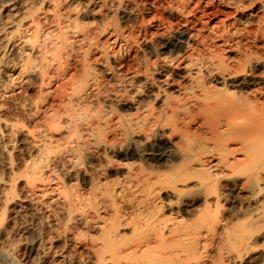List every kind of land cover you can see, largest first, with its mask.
I'll list each match as a JSON object with an SVG mask.
<instances>
[{"label":"bare ground","instance_id":"6f19581e","mask_svg":"<svg viewBox=\"0 0 264 264\" xmlns=\"http://www.w3.org/2000/svg\"><path fill=\"white\" fill-rule=\"evenodd\" d=\"M204 1L205 0H68L67 4L69 5L65 8L66 10H71L73 14L74 12L76 13L75 15H72V13H67V14L64 13L66 10H63L64 7L63 5H61L60 0H53V2L55 3V6H52V5H51L52 7L50 6L51 7L50 11H52L51 14L54 17V20H56L55 21L56 25L61 26L62 24V26L59 27V29L56 28L58 30V31L56 30L57 33L55 35H52L55 32L51 33L50 31H47L46 28H45L46 31L45 30L43 31V26H42L43 24H41V21L39 19L40 16H38L37 14V12L41 10L43 6L46 5V0H0V83H2L4 77H6L5 75L9 74L12 77V75L16 72H17V75H16L17 78H19L22 75L23 76L28 75L27 77L30 78L29 76L31 75L34 77V80L35 79L38 80V83H36L37 84L36 89L38 88V96L36 93L35 98L34 96L33 97L31 96L32 99H29L27 102L23 101L20 98L22 102H19V103L17 102L16 105H13L14 106L13 108H11L12 106L10 107L5 102H2L4 99L2 100V97H1L2 94H0V259L1 260L8 259L12 261L11 264H21V262L19 261L18 255H17V251H16V245H15L16 242H15L12 232L10 231L15 230V228H17L16 226L19 225L18 222L19 220H21L24 213L29 212L30 214L29 220L34 221L36 216L38 217L37 214H39L40 210L43 209L41 207L44 206L43 203H41V201L39 200V198L41 199V197L38 198L39 194L37 195V197H34L32 195H28V193L24 195L23 194L18 195L16 193L17 186L20 185L18 182L19 178L25 179L26 182L24 181V183L31 184V182L41 180L42 176H44L42 173L43 172L42 169L44 168L43 163H41L42 166L41 164H38L35 158H32L33 155L30 158L28 157L27 159L25 158L22 159L21 161H23V165H22V162L21 163L19 162L22 165L21 170L17 168L18 165H16V161L18 159L19 160L21 159L20 158L22 156L21 152L23 148L25 147V143L27 140L26 138L28 137L27 135H29L28 138L32 139V142H33L32 146L36 149L38 148L37 154L39 153L40 156H45L47 154L50 155V153L47 151V147L49 145L47 146L46 144L47 147L43 146L44 142L42 144V141L44 140V137L47 136L45 134H48V132H51L52 130L54 131L57 130L56 124H60V122L62 121L61 125L63 126V122H64V125L66 126V129H67L66 134H64L67 136L64 137L65 139H62V140L65 141L64 143H68L71 145L70 150L72 151L73 154H75L73 155L74 156L73 159L78 160V161L82 160L80 159L84 156L82 154L83 152L82 150L90 146L93 148L102 147V150L104 148V151L109 153L108 156L112 154L111 157H114L115 155L119 153H122L124 155H129V157H133L135 156V154L136 155L138 154L137 153L138 151L143 150V146L141 142L135 139L134 137L136 136V133L143 130V128L140 129L141 127L140 128L136 127V125L140 126V124H138L140 123L139 121L143 120L142 123L144 122V124H145V121H149L150 125L152 124L153 129H148V131L150 132L148 134H150V136H152L154 139V137L158 136L157 132L158 133L160 132L158 127L165 120L166 113H168V111L171 110V114L170 112L169 114L172 116V118L176 119L178 117L176 113L179 112L177 111L178 109L176 110V108L179 107V109L181 108L186 109L183 111L185 113L184 119H187V122H189L185 124L183 123L184 121L181 120L183 123L181 128H183L184 124L185 126L186 125L190 126L191 122L194 123L193 121H195V119L197 118L195 116L197 115L196 113L198 114L200 113L202 115L203 111L206 112V115L210 113L211 115H213V117H214V114L217 115L218 113L223 114L222 116L226 115L227 116L226 118H230V116L232 117L235 116L236 119L240 120L242 124H239L240 122L232 123L233 128L230 131H227L225 133H218L216 135L213 134L214 136L212 137L214 138L213 140L214 142L212 141L213 138H211V142L214 143L213 146H209V147L204 146L205 148L203 147L201 148V145L198 143L200 147L198 145H197L198 147H196L195 146L197 144L196 142V144H194L196 148L190 147L187 145L186 146L184 145L183 148L181 147L182 149H184L183 151H181L182 149L179 150L180 148L178 149L176 148V152H175L176 154L172 157L170 156L171 158H169V160L164 164L161 161H160L161 163H159V161L157 160L158 158L154 159V163H152L149 161L150 159L148 160L147 158L146 159L144 158L146 156L142 157L141 154H138L137 155L138 161L135 162L137 163L136 164L137 166L134 167L133 163L128 164L127 166L128 169H126L127 172L125 173V177L129 175L128 176L129 178H126V184L127 186L130 187L131 190H133L134 188H136L137 190L139 189L140 193L145 192V194H147L148 196L151 195L153 192L157 191V189L155 188L156 187L155 185L157 184L161 185L162 186L161 188H164V190H166L165 188L169 187L170 193L167 196L163 197L158 202L156 201L151 202L149 201L148 197L145 199L139 198L138 201L136 200L137 202L135 201L136 203H134L131 206H128L129 209H127V207L125 208L124 205L118 203L116 199L117 194L120 195V193L124 192V188H122L123 187L122 184H121L122 187L120 186L121 188L120 191L114 188V186L116 187L119 183L117 185H113V187L111 186L112 188L109 186L108 188L107 187L105 188L104 185H102L103 190L102 188H100V190H102L100 191L98 188L100 187L98 184L100 182L99 179H96L97 176L95 178V173H94V178L92 176L93 174L92 175L90 174L91 178H93L92 180L90 179L91 181L90 180L88 181L90 182V185H89L90 193L89 195L87 194L88 198L86 197L87 198L86 202L83 200L84 197L80 199L81 201L78 203H80L81 208L79 206L78 207L81 209L82 215L83 213L86 214L91 211L93 214L92 218L94 220H97L98 221L97 223L100 224L97 230L93 229L95 230L94 231L95 238H93V233L92 234L90 233L92 235V238L91 240L88 239L89 241L93 242L91 243L92 244L91 250H93V253L90 250L91 251L90 253H92L94 256V262L91 260L92 263L101 264L103 261H106V259L108 258V260L110 259V261H112L113 264H264V248H263L264 246H262L261 249L253 250L251 248V245L248 242L249 237H250L249 235H252L253 233L252 234L249 233L248 236L240 235V234L235 235L233 232H231L232 230H229L227 228L229 225L227 226V223H225V219H227L225 218L226 208L224 209L225 206L223 205L225 194L223 195L222 192L224 191L220 192L219 190V189L222 190V188L224 187H228V186L229 188L231 187V193H230L231 195L230 194L229 195L231 196V198L234 199V203H238L240 204V206L241 204L243 205L246 204L248 206L247 209L244 208L246 210V213L242 215L243 217L242 219L246 217L251 218L255 216L256 221H253L254 223H249L248 221L247 224L249 223L250 225L251 224L256 225L257 226L256 232L264 238V225H263L264 224V221H263L264 220V196H263L264 185L260 183L261 180L262 181L264 180V174H262L264 173L263 172L264 171V91H263L264 88L260 92L257 90L259 94L262 93L261 98H263V100H261L260 97H259L260 99L258 98L256 93L255 95L252 94L253 96H249L250 94L247 95L246 92L244 93L242 91L240 92L236 90L231 91L232 89L230 88L234 89L235 87L233 86L234 83L228 84V82L226 81L229 78L231 79L232 77H238L239 75H241L239 73L245 71V66H243L244 67L243 68L241 64L238 63L239 66L237 65L238 67L232 69L230 68L228 64H227L228 66L223 65L224 63L223 61L219 59V57H218L219 64L217 62H216L217 64L215 65L211 63L212 65L210 66L206 64L207 61L205 63L204 61L203 62L201 61L200 64L197 63L199 64L200 69L201 67L204 68V70L206 69V76H209L213 83L219 84L221 87L218 89L214 88V90L212 89V93L210 94L211 88L209 91V89L206 87L208 80L204 82V80L207 77L203 78L204 75L201 74L198 78L199 81L196 80L197 82L196 84L194 83V85L199 90H201L204 95L203 94H202L203 96L191 95V93H193L191 92L190 95L191 97H193L191 98L193 101H190L189 99V102H184V101L182 102L181 99H174L172 101L171 96L173 93L171 92V89L173 85H176L173 83H175L178 79H183L184 75L175 76L174 74L170 78L169 76L172 74L170 73L168 74V72L163 74L164 69L157 66V61H154L153 63L152 62L149 63L146 60L144 62L142 60V63H143L142 67L140 68L139 66V68H137L134 71L132 70V71H133V74H136V75H145V77L143 78L144 80L143 85L141 87L139 85L140 92H144V93L151 92L152 94L150 95L149 100L147 101L145 100L146 101L145 103L144 101H141V103L143 102L142 105L140 103H137V105L141 107L139 109L146 108V111H145L146 117H144L143 115L142 116L144 119L143 118L140 119L137 117L138 119L135 122L133 120L134 115L130 113L124 114L118 108L119 106L116 108V106L114 105V103L116 102L113 103V100L116 101L115 99L119 100V104L121 102V99L123 100V103H124L125 96L123 97V95L126 92V87L130 85V82H128V80L125 79L127 76L124 74L122 75L121 72L119 71L123 70L125 72H128V71L130 72L131 69L135 68V67L132 68L131 64L129 63L131 62L129 61L130 58L128 57L129 58L128 61L124 60L125 61L124 64H118L117 69H114L112 67L113 65L105 69L104 72H106L108 75L109 74L114 75L113 77H116L115 81L118 82L119 84L128 83L124 85L125 90L123 91V93L118 92L117 91L118 89L116 88L117 90H114L112 94H108L109 93L108 89H110V86L109 87L108 85L106 86L105 81L99 82L100 79L96 77L97 75L95 76L94 71L92 70L93 67L89 64H84V61H86V58H87L86 56H88V53H89L88 52L89 48L87 50L88 53L84 51L82 52V54L77 55L75 54L77 53V51L80 53L79 49L77 50L75 46L76 43H78V39L77 40L75 39L74 40L75 42L73 44L69 43V46H68V41L71 38V37L69 38V35H68L69 33L70 34L72 33L73 36L74 34H80L81 36L80 40H83V43H84L86 42L84 40L85 39L88 40L92 38L91 36L93 37L95 36V38H97L99 36H102L106 32H107L106 34H109V31H111V33L114 35H112L113 36L112 39H110L109 41H106L108 46L116 45V47L118 46V50L120 51L121 49L122 50L127 49V48L131 49L132 46L138 45L137 37L139 36V34L141 35L142 31L144 34L140 36L141 39L142 37H145L146 33H148L147 28L144 27L146 23L152 26H164L166 25V23H171V22H168V20L164 18L163 16L164 14H166V16L168 15L167 18L175 16L174 19L177 21V23H175L177 24V26L178 24L179 25L183 24V28L185 27V29H183L184 31L180 33L181 38L185 37V35H187L188 38H191L193 36V34H191V31L194 29L195 26L198 25V22L200 23V19L203 17L209 16V14H211V13H206L205 10H200L201 5L205 3L207 9H212V6L213 7L217 6L216 0L215 1L207 0L206 2ZM61 7L63 8L61 9ZM88 7H93L92 10H89L91 12L94 11L93 9H96L98 11V15L100 16L98 17L99 18L98 20L95 19V22L96 21L97 22L93 29H89L90 27H92V24L90 25V23H88V26H90L88 28L86 27L85 24H82L84 20L83 21L79 20L80 17L85 18L87 16L92 15L90 12L88 13L84 12L82 16L79 15L80 14L79 11L82 8L84 9V11L87 12V10L85 9H87ZM234 9H236V6L234 7ZM44 10H47V9H44ZM97 11H95V13ZM154 12H157V13H154ZM215 13H219L218 8L215 11ZM215 13L214 15H216ZM126 14H130V15L133 14V16L135 15L134 17L136 16H138V18L140 17L139 20H141V27L140 29H137L136 33H134V30L132 29L130 30L129 27L131 25H129L128 27L129 30L126 28L127 29L126 31L125 30L123 31L122 28L124 27L121 28L120 24L123 23L122 21L125 20ZM98 15L96 14V16ZM150 15L151 17L148 18V16ZM135 20H137V17ZM124 22H126V20ZM84 23L86 22L84 21ZM128 23L131 24L130 22ZM51 24L55 25L54 23H52V21H51ZM139 26L140 25H138L137 27L139 28ZM131 27H134V26H131ZM155 33H158V32H155ZM225 33H228V32H225ZM150 34L153 35L154 33H150ZM223 34H221L220 32L218 37L224 43L223 45L226 46L225 50L227 51L228 50L231 51V49L233 50L236 46L235 47L233 46L234 43L229 45L231 42L230 37L224 36L226 34L224 35ZM232 34L230 36H232ZM233 37L234 36H232L231 38ZM16 38L23 41L22 43L20 42V44H22V46H20V50L18 46L19 42H16L17 41L15 40ZM199 38L197 40L199 43V46L204 48L205 46L204 39H203L204 36L202 38L201 36H199ZM89 42L91 41H88V44ZM95 42L99 43V41H96V40ZM148 42H149V39H148ZM103 43H105V41ZM176 43H181V42H176ZM84 44H87V43H84ZM186 44L185 46L187 47ZM162 45L164 49L170 48V47H174V48L178 47L177 44L175 45L168 41L167 42L165 41ZM95 47H93V49ZM106 47L107 46L105 45V49ZM142 47L143 46L141 45L140 48ZM188 47L190 48V46ZM237 47H238V44H237ZM84 48L83 50H85ZM101 48L102 47H100V49ZM110 48L111 47H109V50ZM134 49H137V48L135 47ZM152 49L153 50L150 51L148 54H151L152 52V54L158 55L161 51V50L158 51V46L156 45H154V48L152 47ZM243 49H242V52L244 53ZM167 50L169 51V49ZM17 51H21L19 55H18L19 52L17 53ZM90 51H93V50H90ZM104 53L107 54V52H104ZM248 54H251V53H248ZM99 55L101 58L102 56L101 53ZM214 55L213 57H215ZM143 57L145 58L147 57V54L145 53V51L143 52ZM247 57L245 56V58ZM209 58L211 57L208 56V59ZM256 58H259V56H257ZM261 58H264V57H261ZM153 59L155 60V58ZM194 59H198V58H194ZM150 60L151 58L149 59V61ZM239 60L241 62V59ZM243 60H244L243 62L245 65V59ZM250 62H249V66L251 65ZM76 63H79V66L83 64L81 68L82 72H79L78 67L75 65ZM192 65H193L192 63H188L184 67L188 66L190 69V66ZM75 67H77L76 70L78 69L79 74H75L74 72L76 71L72 72V74L70 73L71 69H75ZM249 68H252V67H249ZM247 71L250 72L251 70H247ZM202 72L203 71L201 70L199 71V73H202ZM106 73H104V75ZM251 73L253 72L251 71ZM244 74H248V73L245 71ZM97 78L99 79V81ZM13 79L14 78H12L11 81H13ZM101 80H104V79H102L101 77ZM232 82H235V81L232 80ZM107 83H108V80H107ZM244 83L246 84V82ZM28 84L34 87L32 82ZM43 84L47 85V89H49L48 86L50 87L52 86L53 89L52 90L49 89L48 92L43 91L42 88L44 89L45 87ZM180 84L179 86H176L178 87V90H180L179 88L182 86V85L180 86ZM105 86L108 88L107 90L104 89L103 91V88H106ZM116 86L118 87L119 85H116ZM131 86H133V84ZM4 87H3V83L2 85L0 84V89ZM193 87L194 86L190 85L189 90L191 91L195 90ZM43 92H46V93L43 94ZM250 92L251 91H249V93ZM247 93H248V90H247ZM91 97L93 98L91 99ZM127 98L130 99L131 97L129 98V96H126L125 100H127ZM225 98L226 99L228 98L229 101L231 99V103L229 104L224 103ZM74 99L76 103L78 104L77 107L75 105L76 103H74L75 102ZM56 100H59L58 101L59 103H57ZM54 101H56V104H54ZM72 103H74L75 107ZM210 103L211 104L217 103V105L212 107ZM220 103H223V104H220ZM10 109H13L14 113L10 112ZM9 112L12 114H10ZM26 112L32 113L31 116L33 115V117H36L34 115H37V117L41 116L44 119L43 122L46 125L44 127V124L42 123L44 129L41 131L39 130V128L42 125L39 126L38 123L41 122L42 119L40 121L38 117L39 122L35 124L33 123L34 126L31 129L32 130L36 129L37 131L35 130L34 131L35 133L37 132V135H35V133L31 129H30L31 131L30 130L28 131L26 129L27 124L25 125L24 123L25 120H23V116ZM136 112H135V115H136ZM139 113L137 114V116L139 115ZM21 114H22V117H20ZM28 114L29 113H27V115ZM31 116L29 118L30 119L32 118L33 120V117ZM256 116L261 117L263 119V122L256 121L257 120L255 119ZM167 117L169 116L167 115ZM209 120L207 119V117H203L202 123H200L199 126L201 127L204 126V129H205V125L212 122V121L210 122ZM218 120L216 119L213 121V123L210 124L211 126L209 127V130L212 133L216 132L217 125H221L220 120L219 121ZM35 121L37 122L38 120H35ZM165 122L167 121L165 120ZM163 123L161 125H163ZM61 125H58V126L60 127ZM173 129H177V127ZM182 130H180V132ZM184 131H185L184 135L186 134L192 135L190 136L189 140L191 141L201 140L202 131L200 127L195 128V130L188 129ZM24 132L26 133V135H24L25 134ZM145 133L144 135H146ZM144 135H142V137ZM229 136L230 138L231 136L235 138L236 141L241 140L242 147L239 149H235L234 147L230 148V146H228V144L226 143L228 141L227 139H229ZM59 139L61 138L59 137ZM144 139H146L145 136H144ZM48 141H49V138H48ZM59 142H55V143H59ZM202 142L204 143V141ZM40 143L42 145H40ZM49 143L50 142H48V144ZM64 143H61V145H63ZM58 146H60V144H58ZM27 147H25L24 149L25 152L26 153L32 152V151H29V148L27 149ZM150 147H151L150 150L152 152L155 151L156 153L157 146L154 143H151ZM51 148L48 147V149H51ZM33 149H31L30 147V150H33ZM67 149L69 148H66V150ZM86 150L85 152H87ZM70 153L71 152H69L68 154ZM86 154H88V152ZM29 155L27 154V156ZM47 158L49 159V157ZM83 158H85V156ZM112 159L113 158H111L110 160ZM110 160L106 162L107 165L104 163L106 167L110 165L108 163L110 162ZM209 160L211 162H207ZM41 162H43V160ZM98 162H99V165L97 166L100 167L101 166L100 161ZM68 163H70V161H68ZM220 164H221L222 169L221 167L218 168L219 167L218 165ZM21 165H19V168H21L20 167ZM92 165H94V163ZM46 168L47 167H45V169ZM97 170L98 168L96 169V171ZM87 171L88 170H86V173ZM88 173H92V172L88 171ZM80 177H82V175ZM162 178H165V179L162 180ZM203 178L204 180L206 179L204 183L202 182V180H200ZM76 179L80 180L82 178H76ZM191 179H197L198 182L201 181L202 183H198L196 181L194 183H197L198 185L193 184V186H190L189 182ZM80 182H83V181H80ZM110 182H113V184H115L114 183L115 181H110ZM141 183H143L144 185L143 187L145 191L141 190L143 189L141 188L142 187L140 185ZM132 184H134L133 189L131 187ZM116 188H118V186ZM48 189L52 190V188H48ZM40 191H42L41 188H40ZM155 195L157 196V193L154 194V196ZM211 195L213 196L215 195V196L211 198L210 197ZM99 196L101 197V199L105 198L109 204V206L106 208L107 214L104 217L103 215L101 216L98 213L97 206L99 205L96 206L97 204L96 200L98 199ZM131 200H132V197H131ZM76 201H77V198H76ZM70 202H74V201H72L71 199ZM73 206H75L76 208V205H73ZM73 206L71 208L69 207L67 212L65 213L67 220L70 219L71 213L72 211H74V210L71 211ZM232 207L233 206H231V208ZM243 207H245V205ZM235 208L234 210H238L237 208L236 209ZM128 210H131V211L128 212ZM240 214H242V212ZM237 217L236 219H240ZM249 220H252V219H249ZM56 223H58V221ZM234 224L235 223H233V225ZM243 224L245 225V223ZM58 225L60 224L58 223ZM61 225H63L62 222H61ZM91 225L93 227V224ZM126 225L131 226L128 236H126L125 234L123 235L120 234V230H119V228H121L122 226H126ZM244 225H242V227ZM254 225H251V226H254ZM36 227L34 229H36ZM240 227L241 225L239 226V228ZM89 228L86 231H89ZM34 229L30 228L28 230L32 238H30V241L26 245L27 255L28 257H31V259L33 258V260L34 258L36 260L37 259L43 260V257H45L44 255L47 254L46 252L49 249L46 250L45 247L38 244L40 242H37L35 240L37 238L33 237L35 235ZM247 229L245 230V232L247 231ZM205 230L214 231L212 241L209 242L207 239L203 238L204 237L203 234ZM237 230H238V227H237ZM237 230L236 232H238ZM240 231L242 232L243 230H240ZM40 233L41 232L39 231V234ZM43 244L45 245V243ZM67 256L68 255L66 254V252L63 253L62 251H60V253L57 254L56 258H54L55 260L52 259L54 261L51 262V264L52 263L53 264H65V260ZM0 264H3V263H0ZM31 264H36V263H31ZM43 264H49V263L43 262Z\"/></svg>","mask_w":264,"mask_h":264},{"label":"rangeland","instance_id":"374dc122","mask_svg":"<svg viewBox=\"0 0 264 264\" xmlns=\"http://www.w3.org/2000/svg\"><path fill=\"white\" fill-rule=\"evenodd\" d=\"M207 0H205L204 2H206ZM215 1V0H214ZM218 1V2H217ZM223 1V2H222ZM228 1V2H227ZM250 3H249V2ZM27 2H29V1H27ZM60 2H61V5H63V7L65 8V7H67L69 4H67V2H68V0H60ZM220 2H222V3H220ZM225 2V3H224ZM230 2H231V0L229 1V0H216V4H217V6L216 7H213L212 6V9H207V7H206V5H205V3L204 4H202L201 5V9L200 10H205V12L206 13H211V14H209V16H206V17H203V18H201L200 19V23L198 22V25L197 26H195L194 27V29L191 31V34H193V36L191 37V38H188V36L187 35H185V37H180V33L181 32H183L184 30L183 29H185V27L183 28V24H178V26H177V24H175V23H177V21L174 19L175 18V16H172V17H170V18H167L168 17V15L166 16V14H164L163 16H164V18L165 19H167L168 20V22H171V23H166V25H164V26H152V25H149L148 23H146L145 24V26L144 27H146L147 28V31H148V33H146V35H145V37H142V39L140 38V36H142L144 33H143V31H142V33H141V35L139 34V36L137 37L138 38V45H134V46H132L131 47V49H121V51L120 50H118V46L116 47V45H114V46H108V44L106 43V41H109L110 39H112L113 38V36L112 35H114V34H112L111 33V31H109V34H106V33H104L102 36H99V37H97V38H95V36L93 37V36H91L92 38H90V39H85L84 41H86V42H84V43H87V44H84L83 43V40H80V34H74V36H73V34L71 35L70 33L68 34L69 35V41H68V46H69V43H71V44H73L75 41V39L77 40L78 39V43H80V44H78V43H76V49L78 50L79 49V51H80V53L77 51V53H75V54H77V55H79V54H82V52H84V51H86L87 52V50H88V48H89V50H88V56H86L87 58H86V61H84V64H89V65H91L92 67H90V68H92V70L94 71V74H95V76L96 77H98L99 79H100V81H99V79H98V81L99 82H103V81H105L106 82V86L108 85V87L110 86V89H108V94H112L113 92H114V90H117L118 92H121V93H123V91L125 90V86L124 85H126V84H128V83H126V84H119L118 82H116L115 81V78L116 77H113L114 75H108L106 72H104L105 71V69L106 68H108L109 66H112L114 69H117V66H118V64H124V62L127 60H129V58H130V60L129 61H131V62H129L130 64H131V66H132V68H134V69H131L130 70V72L128 71V72H125V71H123V70H121V71H119V72H121V74L123 75H126L127 77L125 78V79H127L128 80V82H130V85H128V87H126V92L124 93V95H123V97H124V103H123V100L121 99V102H120V104H119V100H117V99H115L116 101H114L113 100V103L114 102H116V103H114V105L116 106V108L118 107L124 114H127V113H130V114H132V115H134L133 116V120L136 122L137 121V119L138 118H143V116L144 117H146V114H145V111H146V108H143V109H139V108H141V107H139L138 105H137V103H140L141 105L143 104V102L141 103V101H144V103L147 101V100H149L150 99V95L152 94L151 92H149V93H144V92H140V90H139V88L143 85V78L145 77V75H136V74H133V71L134 70H136L137 68H139V66H140V68L142 67V60H143V62L146 60L147 62H154V61H157V66L158 67H160V68H162V69H164L163 71V74L164 73H167L168 72V74L170 73V74H172V75H170L169 77L171 78V76H173L174 74H175V76L176 75H178V76H183L184 75V77H183V79H178L175 83H173V84H176V85H173V87H172V89H171V92L173 93L172 94V96H171V98H172V101L174 100V99H181L182 100V102L184 101V102H189V99H190V101H193L191 98H193V97H191V95H198V96H203L204 94L202 93V91L201 90H199L195 85H194V83L196 84V82L197 81H199V76L202 74V75H204L203 76V78H206L205 80H204V82H206L207 80V85H206V87L209 89V91H210V88H211V91H210V94L212 93V89L214 90V88L215 89H218V88H220L221 86L219 85V84H215V83H213L212 81H211V79H210V77L209 76H206V69L204 70V68H202L201 67V69L199 68V64H200V62L202 61H204V63L206 62V64H208V65H212L211 63H213V65H215V64H219V59L221 60V61H223V65H229L230 66V68H236V67H238L239 66V64L238 63H240L241 64V66L243 67V66H245V71L248 73V74H244L245 73V71L244 72H240L239 74H241V75H239L238 77H232L231 79L229 78V79H227V78H225V79H227L226 81L228 82V84H233V86H235L234 87V89L233 88H230V89H232L231 91H233V90H236V91H242V92H246V94L248 95V94H250L249 96H253V95H255V93H256V95L258 96V98L260 97L261 98V95H262V93H258V91L260 92V91H262V89L264 88V58H261V57H264V1L263 0H232V2H231V4H230ZM234 2V3H233ZM236 2V3H235ZM248 2V3H247ZM224 3V4H223ZM229 3V4H228ZM253 3V4H252ZM263 3V4H262ZM27 4V3H26ZM227 4V5H226ZM239 6H238V5ZM241 4V5H240ZM254 4H255V6H254ZM28 5H29V3H28ZM31 5V4H30ZM55 6V3L53 2V0H46V5L45 6H43L42 7V11L41 10H39L38 12H37V14H38V16H40V17H42V18H40L39 17V19H40V21H41V24H43L42 26H43V31L45 30V28H46V30L47 31H50L51 33H54V34H52V35H55L57 32H56V30L57 29H59V27H61L62 26V24L61 23H59V24H61V26H58V25H56V23H55V21L56 20H54V17H53V15L51 14L52 13V11H50V9H51V7L52 6ZM218 5H219V7H218ZM234 5V6H233ZM251 7H249V6ZM262 5V6H261ZM51 6V7H50ZM232 6V7H231ZM236 6V9H234V7ZM238 6V7H237ZM240 6H241V8H240ZM47 7V8H46ZM63 7H61V9L63 8ZM262 7H263V9H262ZM48 8H49V10H48ZM63 8V10H66V8L64 9ZM92 8L93 7H88L87 9H85V10H87V12L86 11H84V9L82 10H80L79 11V15H83V13L85 12V13H88V12H90L92 15L91 16H87V17H85V18H83V17H80L79 18V20L80 21H85L86 23H84V21H83V23L82 24H85L86 25V27H90V26H88V23H90V25L92 24V27H90L89 29H93L94 28V26H95V24H96V22H95V19L96 20H98L99 18L98 17H100L99 15H98V11L96 10V9H93L94 11L93 12H91V11H89V10H92ZM217 8H218V11H219V13H215V11L217 10ZM44 9H47V10H44ZM208 10V12H207V10ZM214 9V10H213ZM212 10V11H211ZM67 11V12H66ZM64 13H72V15H75L76 13L74 12V14H73V12L71 11V10H66ZM69 11V12H68ZM71 11V12H70ZM83 11V12H82ZM95 11H97L96 13H95ZM62 12V13H63ZM154 13H157V12H154ZM214 13L216 14V15H214ZM96 14L98 15V16H96ZM65 15V14H64ZM95 15V16H94ZM129 15L130 14H126L125 15V20H126V22H124V21H122L123 23H121L120 24V26H121V28L122 27H124V28H122L123 29V31L125 30H129V28H130V30L132 29V30H134V33H136V31H137V29H140V27H141V20H139L140 19V17L138 18V16H136L137 17V20H135L136 19V17H134L133 16V14H131L130 15V17H129ZM212 15H214V16H212ZM46 19H45V18ZM49 17H51V18H49ZM92 18V20H91V18ZM127 17V18H126ZM151 17V15L150 16H148V18H150ZM205 18V19H204ZM48 19H49V21H48ZM53 19V20H52ZM128 19V20H127ZM52 21V23H54L55 25H53V24H51V21ZM88 20V21H87ZM94 20V21H93ZM202 20H204V21H202ZM43 21H44V23H43ZM46 21V22H45ZM79 21V22H80ZM91 21H93V22H91ZM224 21V22H223ZM48 22V23H47ZM50 22V23H49ZM95 22V23H94ZM128 22H130L131 24H129ZM224 24H223V23ZM47 23V24H46ZM94 23V24H93ZM128 23V24H127ZM126 24V25H125ZM133 24V25H132ZM168 24V25H167ZM171 24V25H170ZM175 24V25H174ZM129 25H131V26H134V27H129ZM138 25H140L139 26V28L137 27ZM169 25H170V27H169ZM229 25V26H228ZM129 27V28H128ZM137 27V28H136ZM159 27V28H158ZM225 27V28H224ZM57 28V29H56ZM127 28V29H126ZM135 28H136V30H135ZM151 28V29H150ZM154 28V29H153ZM157 28V29H156ZM166 28V29H165ZM172 28V29H171ZM224 29V30H223ZM45 30V31H46ZM157 30V31H156ZM161 30V31H160ZM53 31V32H52ZM58 31V30H57ZM49 32V33H50ZM155 32H158V33H155ZM160 32V33H159ZM164 32V33H163ZM221 32V34H223V32H224V34H226V35H224V36H228V37H230V39H231V42H230V44L229 45H231V44H233V46L236 48V49H238V50H236L235 48L232 50L231 49V51H227V50H225L226 48V46L225 45H223L224 43L222 42V40H220V38L218 37L219 36V33ZM225 32H228V33H225ZM50 33V34H51ZM150 33H154L155 34V36H154V34L152 35V34H150ZM196 35H195V34ZM233 33V34H232ZM149 34H150V36H149ZM158 36H157V35ZM160 34V35H159ZM162 34V35H161ZM202 34V35H201ZM229 34V35H228ZM232 34V36H234L233 38H231L232 36H230ZM111 36V37H109V36ZM154 36V37H153ZM178 36V37H177ZM198 36V37H197ZM199 36H201V38L204 36V44H205V46H204V48L203 47H201V46H199V43H198V38H199ZM206 36V37H205ZM73 37V38H72ZM78 37V38H77ZM102 37V38H101ZM104 37V38H103ZM107 37H108V39H107ZM151 37V38H150ZM153 37V38H152ZM146 38V39H145ZM155 38V39H154ZM185 38V39H184ZM101 39V40H100ZM106 39V40H105ZM148 39H149V42H148ZM152 41H151V40ZM179 39V40H178ZM190 39V40H189ZM193 39V40H192ZM200 39V38H199ZM15 40H17L16 42H19V44H18V46H19V50H20V46H22V44H20V42L22 43L23 41L22 40H20V39H15ZM20 40V41H19ZM93 40V41H92ZM95 40L96 41H99V43L97 42H95ZM146 40V41H145ZM154 40V41H153ZM158 40V41H157ZM163 40H165L166 42L168 41V42H170V43H172V44H177L178 45V47L177 48H174V47H170V48H166V49H164L163 48V43L165 42V41H163ZM186 40V41H185ZM88 41H91V42H93V43H91V42H89V44H88ZM105 41V43H103ZM141 41V42H140ZM173 41H175V42H173ZM151 42H153V43H151ZM176 42H181V43H176ZM103 45H102V44ZM140 43H141V45L143 46L142 48H140L141 47V45H140ZM142 43H144V44H142ZM146 43V44H145ZM149 43V44H148ZM187 43V44H186ZM236 43V44H235ZM96 44V45H95ZM107 46L106 47V49H105V45ZM153 44V45H152ZM181 44V45H180ZM185 44L187 45V47L185 46ZM237 44H238V47H237ZM79 45V46H78ZM147 45V46H146ZM154 45H156V46H158V51L159 50H161L160 51V55L158 54V55H154V54H152V52H151V54H148L150 51H152L153 49H152V47L154 48ZM82 46V47H81ZM86 46V47H85ZM91 46V47H90ZM95 47L94 49H93V47ZM151 46V47H150ZM182 46V47H181ZM188 46H190V48L188 47ZM245 46V47H244ZM262 46V47H261ZM78 47V48H77ZM81 47V48H80ZM85 47V48H84ZM100 47H102L101 49H100ZM109 47H111L110 48V50H109ZM137 48V49H134V48ZM145 47V48H144ZM147 47V48H146ZM180 47V48H179ZM241 47V48H240ZM263 48V49H261V48ZM83 48L85 49V50H83ZM92 48V49H91ZM98 48V49H97ZM138 48H140V49H138ZM149 48V49H148ZM194 48V49H193ZM197 48H198V50H197ZM244 48V49H243ZM246 48V49H245ZM257 48V49H256ZM81 49V50H80ZM96 49V50H95ZM133 49V50H132ZM167 49H169V51L167 50ZM193 51H192V50ZM195 49H196V51H195ZM209 49V50H208ZM242 49H243V51H244V53L242 52ZM18 50V49H17ZM90 50H93V51H90ZM100 50V51H99ZM105 50V51H104ZM108 50H109V52H108ZM167 50V51H166ZM171 50V51H170ZM173 50V51H172ZM180 50H182V51H180ZM205 50V51H204ZM241 50V51H240ZM247 50V51H246ZM252 50H253V52H252ZM259 50V51H258ZM102 51V52H101ZM117 51H119V52H117ZM128 53H127V52ZM130 51V52H129ZM132 51V52H131ZM136 51V52H135ZM141 51V52H140ZM145 51V53L147 54V57L145 58V57H143V52ZM148 51V52H147ZM195 51V52H194ZM199 51V52H198ZM210 51V52H209ZM251 51V52H250ZM19 52V53H18ZM20 52L21 51H17V53H18V55L20 54ZM91 52V53H90ZM93 52V53H92ZM104 52H107V54L106 53H104ZM114 52V53H113ZM258 52V53H257ZM101 53V58H100V54ZM113 53V54H112ZM133 53V54H132ZM211 53H213V54H211ZM248 53H251V54H248ZM129 54V55H128ZM211 54V55H210ZM215 54V55H214ZM247 54V55H246ZM254 54V55H253ZM261 54V55H260ZM201 57H200V56ZM213 55L216 57V59H215V57H213ZM217 55V56H216ZM241 55V56H240ZM105 56V57H104ZM107 56H108V58H107ZM111 56V57H110ZM160 56V57H159ZM194 56H196V57H194ZM208 56L209 57H211V58H209L208 59ZM245 56L247 57V58H245ZM257 56H259V58H256ZM110 57V58H109ZM129 57V58H128ZM159 57V58H158ZM218 57H219V59H218ZM252 57V58H251ZM254 57V58H253ZM127 58V59H126ZM134 58V59H133ZM145 58V59H144ZM151 58V60L149 61V59ZM153 58H155V60L153 59ZM191 58H198V59H191ZM245 59V65H244V60L243 59ZM90 59V60H89ZM158 59V60H157ZM201 59H203V60H201ZM205 59V60H204ZM239 59H241V62H240V60ZM106 60V61H105ZM125 60V61H124ZM196 60V61H195ZM208 60H210V61H208ZM214 60V61H213ZM218 60V61H217ZM253 60V61H252ZM122 61V62H121ZM160 61V62H159ZM190 61V62H189ZM199 61V62H198ZM251 61V62H250ZM85 62H87V63H85ZM103 62V63H102ZM106 62V63H105ZM108 62V63H107ZM121 62V63H120ZM195 62H196V64H195ZM217 62V63H216ZM249 62H250V66H249ZM110 63V64H109ZM188 63H192L193 65H195V66H190V69H189V67L187 68V67H184L185 65H187ZM197 63H199V64H197ZM246 64H248V65H246ZM77 67H78V69H79V72H82V66H83V64L81 65V66H79V63H76L75 64ZM227 65V66H228ZM234 65V66H233ZM238 65V66H237ZM253 65V66H252ZM105 66H107V67H105ZM116 66V67H115ZM138 66V67H137ZM232 66V67H231ZM246 66H247V68H246ZM252 67V68H249V67ZM77 67H75V69H71V74H72V72H74V71H76V72H74L75 74H79V72H78V69L76 70V68ZM172 68V69H171ZM175 68V69H174ZM244 68V67H243ZM249 68V69H248ZM133 70V71H132ZM178 70V71H177ZM181 72H180V71ZM185 71V72H183V71ZM203 71L202 73H199V71ZM247 70H251L253 73H251V71L249 72V71H247ZM92 71V72H93ZM123 72V73H122ZM173 72V73H172ZM187 72V73H186ZM205 72V73H204ZM104 73H106L105 75H104ZM128 73V74H127ZM243 73V74H242ZM249 73H251V74H249ZM132 74V75H131ZM186 74V75H185ZM199 74V75H198ZM16 75H17V72L16 73H14L13 75H12V77H11V75H5L6 77H4V79H3V81H2V83H3V87L4 88H1L0 90H2V91H0V94H2V95H4V96H2L1 95V97H2V100L4 99V100H6V101H2V102H5L7 105H9L11 108H13L14 106L13 105H16V103L18 102H22V100L23 101H28L29 99H32V97L34 96V98H35V95H36V93H37V96H38V88L36 89V87H37V84L36 83H38V80L37 79H35L34 80V77L33 76H29L30 78H28L27 76L28 75H26V76H20L19 78H17L16 77ZM112 76V77H111ZM133 76V77H132ZM134 76H136V77H134ZM22 77V78H21ZM32 77V78H31ZM69 77V76H68ZM101 77H102V79H104V80H101ZM168 77V78H169ZM243 77V78H242ZM12 78H14L13 79V81H11V79ZM169 78V79H170ZM209 78V79H208ZM236 78V79H235ZM238 78V79H237ZM240 78V79H239ZM32 81H31V80ZM108 80V83H107V80ZM112 79V80H111ZM114 79V80H113ZM142 79V80H141ZM162 79H164V78H162ZM235 79V80H234ZM245 79V80H244ZM37 80V81H36ZM180 80H181V82H180ZM197 80V81H196ZM229 80V81H228ZM232 80L233 81H235V82H232ZM35 82V84H34V82ZM114 83H113V82ZM203 81V80H202ZM219 81H220V79H219ZM246 82V84L244 83V82ZM248 81V82H247ZM12 82V83H11ZM15 82V83H14ZM33 83V85H34V87L33 86H30L28 83ZM240 82V83H239ZM243 82V83H242ZM2 83H0L1 85H2ZM135 83V84H134ZM138 83V84H137ZM140 83V84H139ZM181 83V84H180ZM10 84H12V85H10ZM113 86H112V85ZM114 84H115V86L116 85H119L118 87L116 86H114ZM133 84V86H131ZM179 84H180V90H178V87H176V86H179ZM239 84V85H238ZM244 84V85H243ZM45 87H44V89L42 88V90L43 91H46V92H48V90L49 89H53V87L51 88L50 86H48L49 87V89H47V85H45V84H43ZM43 85H42V87H43ZM123 85V86H122ZM139 85H140V87H139ZM190 85H192V86H194L193 88L195 89V90H193V91H191V90H189V87H190ZM27 86H29V87H27ZM39 86V85H38ZM105 86V87H106ZM241 88H240V87ZM27 87V88H26ZM108 87H106V88H103V91H104V89L105 90H107V88ZM123 87V88H122ZM131 87V88H130ZM138 87V88H137ZM183 87H184V89H183ZM188 87V88H187ZM196 87V88H195ZM217 87V88H216ZM31 88V89H30ZM112 88H114V89H112ZM117 88V89H116ZM120 88V89H119ZM128 88V89H127ZM182 88V89H181ZM187 88V89H186ZM260 88H261V90H260ZM3 89H4V91H3ZM37 91H36V90ZM123 89V90H122ZM134 89V90H133ZM137 89V90H136ZM197 89V90H196ZM239 89V90H238ZM177 90V91H176ZM247 90H248V93H247ZM258 90V91H257ZM36 91V92H35ZM110 91H112V92H110ZM138 93H137V92ZM147 91H149V90H147ZM249 91H251L250 93H249ZM256 91V92H255ZM263 91H264V89H263ZM46 92H43V94H45ZM116 92V91H115ZM135 92V93H134ZM191 92H193V93H191ZM128 95H127V94ZM134 93V94H133ZM137 93V94H136ZM190 93H191V95H190ZM130 94H132V95H130ZM146 94V95H145ZM148 94V95H147ZM203 94V95H202ZM253 94V95H252ZM190 95V96H189ZM260 95V96H259ZM29 96V97H28ZM32 96V97H31ZM36 96V97H37ZM54 96V95H53ZM126 96H129V98L130 99H128L127 98V100H125L126 99ZM145 96H147V97H145ZM5 97V98H4ZM84 97V96H83ZM146 99H145V98ZM22 100H21V99ZM33 98V99H34ZM93 97H91V99H92ZM259 98V99H260ZM25 99V100H24ZM21 100V101H20ZM146 100V101H145ZM261 100H263V98H261ZM57 101V103H59L58 101L59 100H56ZM56 101H54V104H56ZM74 101H75V99H74ZM126 101V102H125ZM139 101V102H138ZM13 103V104H12ZM74 103H76V101L74 102ZM74 103H72L73 105H74ZM224 103H226V104H229V103H231V99H230V101H229V99L227 98H225V101H224ZM160 104V103H159ZM213 104V105H212ZM210 103V105L213 107V106H216L217 105V103ZM220 104H223V103H220ZM76 105V107L78 106V104L76 103L75 104ZM75 105H74V107H75ZM123 108V109H122ZM137 108V109H136ZM178 109V110H177ZM126 110V111H125ZM141 110V111H140ZM176 110L177 111H179V112H177L176 114L178 115V119L176 118H172V116L170 115L171 114V110H167L168 111V113H166V118H165V120L168 122H165V120L162 122L163 123V125H161V127H160V125H159V130H160V132L158 133L157 132V137H154V139H153V137L152 136H150V134H148V133H150L149 131H148V129H153V127H152V124L150 125V123H149V121H145V124H144V122L142 123V121L143 120H141V121H139L140 123H138V124H140V126L139 125H136V127H141L140 129H142L143 128V130H144V132H143V130L142 131H140V132H138V133H136V136H134L135 137V139H137L138 141H140L141 142V144H142V146H143V150L142 151H138L137 153L138 154H141V156L142 157H144V156H146V157H144L145 159L147 158L150 162H152V163H154V159H157L158 161H159V163H166L168 160H169V158H171L172 156H174L176 153V148L178 149V148H180L179 150H181L183 147H184V145L186 146H190V147H200V145H201V148L203 147V148H205L206 146L207 147H209V146H213L214 145V138L212 137V136H214V135H216V134H218V133H225V132H227V131H230L233 127V125H232V123H239V124H242L241 123V121L240 120H238V119H236V117L234 118V117H232V116H230V118H226L227 116L225 115V116H222L223 114H220V113H218L217 115L216 114H214V117H213V115H211L210 113H208L207 115H206V112L205 111H203V114L201 115L200 113L198 114V113H196L197 115H195L197 118L195 119V121H193L194 123H190V126H188V125H186L185 126V124L186 123H189V122H187V119H184L185 118V116H184V110H186L185 108H181V109H179V107L178 108H176ZM125 111V112H124ZM136 111H138V112H136ZM10 112H12V113H14V110L13 109H10ZM9 112V113H10ZM135 112H136V115H135ZM140 112V113H139ZM141 112H142V114H141ZM169 112H170V114H169ZM186 112V111H185ZM12 113H10V114H12ZM27 113H29L28 115H27ZM134 113V114H133ZM139 113V115H143L142 117L141 116H137V114ZM202 113V112H201ZM31 114L32 113H30V112H26L25 114H24V116H23V120H25L24 121V123H25V125L27 126L26 127V129L29 131L31 128H33V126H34V124L35 123H38L39 122V119H40V121H41V119H42V121L41 122H39L38 124H39V126H41L40 128H42V129H40L39 128V130L41 131V130H43L44 128H43V124H44V122H43V118L40 116H38L39 117V119H38V117H37V115H34V116H36V117H33V115L31 116ZM195 114V113H194ZM220 114V115H219ZM167 115L169 116V117H167ZM209 115H211V116H209ZM33 117V120H32V118L30 119L29 117ZM229 116V115H228ZM20 117H22V114L20 115ZM28 117V118H27ZM138 117V118H137ZM180 117V118H179ZM203 117H207V119L211 122V123H213V121L214 120H220V123H221V125H217V130H216V132H214V133H212L210 130H209V127L211 126L210 124L211 123H208V124H206L205 125V129H204V126L203 127H201V126H199V124L200 123H202V120H203ZM27 118V119H26ZM168 118V119H167ZM170 118V119H169ZM212 118V119H211ZM261 117H257L256 116V118L255 119H257L256 121H260V122H263V119L261 118ZM144 119V118H143ZM175 119V120H174ZM35 120H38L37 122L35 121ZM178 120V121H177ZM184 121L183 123H185L184 124V126H183V128H181V126L183 125V123H182V121ZM218 120V121H219ZM65 121V120H64ZM133 121V122H134ZM176 121H177V123H176ZM174 122V123H173ZM34 123V124H33ZM41 123V124H40ZM43 123V124H42ZM149 123V124H148ZM62 124V121L60 122V124H56L57 125V127H56V129L57 130H52L51 132H48V134H45V135H47V136H45L44 137V140H46V141H42V144H43V142H44V144H43V146H46V144H47V146L49 147V148H51V147H53L54 148V150H53V148H51V149H48V147H47V151L50 153V155H45V156H40V154H39V156H38V154H37V149L36 148H34L32 145H33V142H32V139H30V138H28L29 137V135H27L26 137V143H25V147H27V149L29 148V151H32V152H30V153H26L25 152V147L23 148V150H22V156L20 157L21 159L19 160H17L16 161V165H18L17 166V168L18 169H22V165H23V161H21L22 159H27L28 157L30 158V157H32V155H33V157L32 158H35V160L38 162V164H41V163H43V169H42V173H43V175L44 176H42V179H44V180H38V181H34V182H31V184H26V183H24V181L26 182V180L25 179H23V178H19L18 179V182H19V184L20 185H18L17 186V189H16V193L18 194V195H21V194H27L28 193V195H32V196H34V197H37V195H38V198L39 197H41V199L39 198V200L41 201V203H43V205L44 206H42L41 208H43V209H41L40 210V212H39V214H37L38 215V217L36 216V218L34 219V221H31V220H29V217H30V214H29V212H26V213H24L23 214V216H22V218H21V220H19V225L18 226H16L17 228H15V230H12V231H10V232H12V234H13V236H14V239H15V242H16V251H17V255H18V258H19V261L21 262V264H31V263H36V264H43V262H47V263H49V264H51V262H53L55 259L54 258H56V256H57V254L58 253H60V251H62L63 253H65L66 252V254L68 255L67 256V258H66V260H65V264H94V263H92V261L94 262V256H93V250H91V243H93V242H91V241H89L88 239H90L91 240V238H92V233H93V238H95L94 237V234H95V230H97L98 229V226H100V224L99 223H97L98 221L97 220H94L93 218H92V212L90 213V212H88V213H86V214H84L83 213V215H82V212H81V207H80V203H78V202H80L81 200L80 199H82V197H84L83 198V200L86 202L87 201V196L89 195V189H90V182H88L90 179L92 180L93 178H94V173H95V178H96V176H97V178L96 179H99V181L101 182H99L98 184H99V186L100 187H98L99 188V190H100V188H102V190H103V187H102V185H104V187L106 188H108V186L109 187H113V185H117L118 183V188H116L115 186H114V188L117 190L118 189V191H120L121 190V188H120V186H121V184L123 185V187L122 188H124V192L123 193H120V195L119 194H117L116 195V199H117V202L118 203H120V204H122V205H124V207L126 208L127 207V209H129V207L128 206H131V205H133L134 203H136L137 201H138V199L139 198H149V201H156V202H158V201H160L163 197H165V196H167L169 193H170V189H169V187H167V188H165L166 190H164V188H161L162 186L161 185H159V184H157V185H155L154 187L157 189V191L156 192H153L151 195H147V194H145V192H141L140 193V190L138 191L136 188H134L133 189V185L135 184H132L131 185V187H132V189L133 190H131L130 189V187L129 186H127V184H126V178H129L128 176L129 175H127V177H125V173L127 172L126 171V169H128L127 168V166H128V164H131V163H133L134 164V167L135 166H137L136 164L137 163H135V162H137L138 161V154L136 155L135 154V156H133V157H129V155H124V154H122V153H119V154H117V155H115L114 157H111V155L110 156H108V152H106V151H104V148H103V150H102V147H95V148H93V147H87V148H84L82 151V154L85 156V158H80V159H82V160H80V161H78V160H75V159H73V155H75V154H73L72 153V151L70 150L71 148V145L70 144H68V143H64L65 141L64 140H62V139H65L64 137H66L67 135H64V134H66V132H67V129H66V126L64 125V122H63V126L61 125ZM142 124V125H141ZM148 124V125H147ZM174 124H176V125H174ZM198 124V125H197ZM45 125L46 124H44V127H45ZM55 125V126H56ZM58 125H61L60 127L58 126ZM110 125H111V123H110ZM38 126V127H39ZM145 126V127H144ZM197 126V127H196ZM147 127V128H146ZM148 127H150V128H148ZM152 127V128H151ZM175 127H177V129H173V128H175ZM198 127H200L201 128V140H193V141H191V140H189L190 139V136H192V135H188V134H186V135H184V130H190V129H192V130H195V128H198ZM207 127V128H206ZM216 127V126H215ZM145 128V129H144ZM155 128V127H154ZM59 129H61V130H59ZM182 130L181 132H180V130ZM32 130V129H31ZM30 130V131H31ZM37 131L36 129H33L32 131L35 133V131ZM38 130V131H39ZM59 130V131H58ZM147 130V131H146ZM205 130H207V131H205ZM215 130V129H214ZM56 134H55V133ZM142 132V133H141ZM146 132V133H145ZM182 132H183V134H182ZM204 132V133H203ZM206 132V133H205ZM25 133V132H24ZM51 133V134H50ZM140 133V134H139ZM144 133L146 134V135H144ZM138 134V135H137ZM148 134V135H147ZM214 134V135H213ZM24 135H26V133L24 134ZM35 135H37V132L35 133ZM50 135V136H49ZM63 135V136H62ZM142 135H144L145 136V138L146 139H144V136L142 137ZM204 135H206V136H204ZM62 136V137H61ZM139 136V137H138ZM49 138V141H48V138ZM52 137V138H51ZM59 137L61 138V139H59ZM137 137V138H136ZM141 137V138H140ZM149 137V138H148ZM203 137H204V139H203ZM56 138V139H55ZM152 138V139H151ZM207 138V139H206ZM211 138H213L212 139V141L213 142H211ZM228 138V137H227ZM50 139H52V140H50ZM60 141H58V140ZM148 139V140H147ZM31 140V141H30ZM55 140V141H54ZM57 140V141H56ZM62 140V141H61ZM147 140V141H146ZM228 141L226 142L227 144H228V146H230V148H235V149H239V148H241L242 147V141L240 142L238 139V141H236L235 140V138H233L232 136H231V138H230V136H229V139H227ZM195 141V142H194ZM202 141H204V143L202 142ZM31 142V143H30ZM48 142H50L49 144H48ZM54 142V143H53ZM55 142H59V143H55ZM196 142H197V144H196ZM201 142V143H200ZM53 143V144H52ZM61 143H64L63 145H61ZM144 143V144H143ZM146 143V144H145ZM151 143H154L157 147V150H156V153H155V151H151L150 150V145H151ZM200 145H199V144ZM262 143H263V141H262ZM41 143H40V145H42ZM53 145V146H51V145ZM58 144H60V146H58ZM194 144H196L195 146H194ZM203 144V145H202ZM230 144V145H229ZM241 144V145H240ZM55 145H57V146H55ZM68 147H67V146ZM181 145H183V146H181ZM198 145V146H197ZM147 146V147H146ZM180 146V147H179ZM205 146V147H204ZM240 146V147H239ZM30 147H31V149H33V150H30ZM146 147V148H145ZM182 147V148H181ZM195 147V148H196ZM66 148H69V149H67L66 150ZM100 148V149H99ZM87 149V150H86ZM145 149V150H144ZM69 150V151H68ZM85 150L88 152V154H86L87 152H85ZM184 149H182L181 151H183ZM52 151H53V153H52ZM36 152V153H35ZM69 152H71L70 154H68ZM103 152H104V154H103ZM25 153V154H24ZM105 153H106V155H105ZM27 154L29 155V156H27ZM51 154H52V156H51ZM35 155V156H34ZM38 157H37V156ZM71 157H70V156ZM88 155V156H87ZM25 156V157H24ZM27 156V157H26ZM87 156V157H86ZM117 156V157H116ZM128 156V157H127ZM148 156V157H147ZM171 156V157H170ZM18 157V158H19ZM37 157V158H36ZM47 157H49V159L47 158ZM69 157V158H68ZM126 159H125V158ZM39 158V159H38ZM45 158H47V159H45ZM72 158V159H71ZM86 158H88V159H86ZM108 158H109V160L111 159V158H113L112 160H110V162H108L110 165H108L107 167H106V165H107V161H109L108 160ZM115 158V159H114ZM129 158V159H128ZM69 159H71V160H69ZM39 160V161H38ZM43 160V162H41ZM68 161H70V163H68ZM76 161V162H75ZM98 161H100V164H101V166L99 167V166H97V165H99V162ZM161 161V162H160ZM217 161H219V160H217ZM22 162V165L20 164V163ZM49 162V163H48ZM76 164H74V163ZM80 162V163H79ZM89 162H91V163H89ZM97 162V163H96ZM207 162H211L210 160L209 161H207ZM18 163V164H17ZM94 163V165H92ZM104 163L106 164V165H104ZM70 164V165H69ZM79 164V165H78ZM96 164V165H95ZM103 164V165H102ZM212 164H214V163H212ZM211 164V165H212ZM19 165H21L20 167L21 168H19ZM41 166H42V164H41ZM76 166V167H75ZM95 166V167H94ZM103 166H105V167H103ZM219 167L218 168H220L221 167V164L220 165H218ZM45 167H47L46 169H45ZM73 168V169H71V168ZM93 167V168H92ZM98 168V170L96 171V169ZM103 167V168H102ZM221 169H222V167H221ZM86 170H88L89 172H92V173H88V171H87V173H86ZM19 171V170H18ZM85 171V172H84ZM97 173H96V172ZM76 172V173H75ZM264 172V171H263ZM85 173V174H84ZM93 176V178H91V175ZM262 174H264V173H262ZM82 175V177H80ZM78 176V177H77ZM99 177V178H98ZM75 178V179H74ZM76 178H82V179H76ZM87 178V179H86ZM47 181H46V180ZM86 179V180H85ZM163 179H165V178H162V180ZM90 180V181H91ZM120 180V181H119ZM200 180H202V182L204 183V181H206V179L204 180V178L203 179H200ZM43 183H41V182ZM45 181V182H44ZM77 181V182H76ZM79 181V182H78ZM80 181H83V182H80ZM110 181H115L114 183L115 184H113V182H109ZM118 181V182H117ZM198 182V180L197 179H191L190 180V182H189V184H190V186H193V184H196V185H198L197 183H194V182ZM17 182V183H18ZM86 182V183H85ZM108 182V183H107ZM124 182H125V184H124ZM201 181L200 182H198V183H202ZM32 183H33V185H32ZM46 183V184H45ZM84 183V184H83ZM89 183V184H88ZM260 183L262 184V185H264V180L262 181H260ZM26 184V185H25ZM109 184V185H108ZM179 184V183H178ZM31 185V186H30ZM125 185V186H124ZM141 186V188H143V189H141V190H144V185H143V183H141L140 184ZM180 185V184H179ZM23 186V187H22ZM32 188H30V187ZM33 186H34V188H33ZM44 186V187H43ZM88 186H89V188H88ZM19 187V188H18ZM21 187H22V189H24V190H22L21 189ZM47 187V188H46ZM111 187V188H112ZM159 187H160V189H159ZM40 188H41V190L42 191H40ZM43 188V189H42ZM48 188H52V190H50V189H48ZM129 188V189H128ZM154 188V189H155ZM159 189V190H158ZM46 190V191H45ZM54 190V191H53ZM98 190V191H99ZM102 190H100V191H102ZM126 190V191H125ZM134 190H135V192H134ZM168 190V191H167ZM220 190V192H222V191H224V192H222L223 193V195H224V200L225 199H227V200H223V205L225 206L224 207V209H225V218H227V219H225V223H227V228L229 229V230H232L231 232H233L235 235L236 234H240V235H246V236H248L249 235V233L250 234H252V235H249L250 237H249V244L251 245V248L253 249V250H255V249H261L262 248V246H264V238L261 236V235H259L257 232H256V230H257V226L256 225H254V224H251V225H254V226H251L249 223H254L253 221H256V217L255 216H253V217H251V218H248V217H246V218H244V219H242L243 217H242V215L244 214V213H246V210L244 209V208H246L247 209V205L246 204H244L245 205V207H243L244 205L243 204H241V206H240V204H238V203H234V199L233 198H231V187L229 188V186L228 187H224V188H222V190L221 189H219ZM21 193H20V192ZM25 191H26V193H25ZM52 191V192H51ZM136 191H138V192H136ZM145 191V190H144ZM160 191V192H159ZM228 193H227V192ZM19 192V193H18ZM46 192V193H45ZM32 193V194H31ZM45 193V194H44ZM48 193H50V194H48ZM81 193V194H83V195H79V194ZM127 193V194H126ZM130 193V194H129ZM157 193V196L155 195L154 196V194H156ZM34 194V195H33ZM70 194V195H69ZM88 194V195H87ZM126 196H125V195ZM227 194V195H226ZM230 194V195H229ZM124 197H123V196ZM66 196V197H65ZM80 196V197H79ZM119 196V197H118ZM122 196V197H121ZM215 196V195H214ZM213 195H211L210 197L211 198H213L214 197ZM229 196V197H228ZM263 196H264V193H263ZM87 197V198H86ZM100 197V196H99ZM99 197H98V199L96 200L97 201V204H96V206L97 205H99V206H97L98 208V213L102 216L103 215V217L104 216H106V214H107V207L109 206V204H108V202L106 201V199L104 198H102L101 199V197H100V199H99ZM126 197V198H125ZM131 197H132V200H131ZM70 198V199H69ZM76 198H77V201H76ZM119 198V199H118ZM121 198H123V199H121ZM137 198V199H136ZM71 199H72V201H74V202H70L71 201ZM86 199V200H85ZM103 200V201H102ZM123 200V201H122ZM130 200V201H129ZM137 200V201H136ZM44 201V202H43ZM132 201V202H131ZM136 201V202H135ZM127 202V203H126ZM129 202V203H128ZM45 203V204H44ZM70 203H72L73 205H76V208H75V206H73L72 204H70ZM77 203V204H76ZM88 203V202H87ZM99 203V204H98ZM106 203V204H105ZM150 203V202H149ZM126 204V205H125ZM231 204V205H230ZM237 204V205H236ZM67 205V206H66ZM73 206V208L71 209V211L72 210H74V211H72V213H71V216H70V219L69 220H67V218H66V212H67V210H68V208L70 207V206ZM102 205H103V207H102ZM71 206V207H72ZM80 208H79V207ZM106 206V207H105ZM178 206V205H177ZM231 206H237L236 208L238 209V210H234V208L232 207L231 208ZM70 207V208H71ZM240 207V208H239ZM65 208V209H64ZM67 208V209H66ZM105 208V209H104ZM232 210H231V209ZM235 208V209H236ZM242 208V209H241ZM243 210V211H241V210ZM99 210H100V212H99ZM102 210V211H101ZM104 210V211H103ZM106 210V211H105ZM239 210H240V212H239ZM63 211V212H62ZM65 211V212H64ZM129 211H131V210H128V212ZM238 211V212H237ZM245 211V212H244ZM106 212V213H105ZM242 212V214H240ZM28 213V214H27ZM103 213V214H102ZM104 213H105V215H104ZM234 215H233V214ZM231 214V215H230ZM238 214V215H237ZM240 214V215H239ZM88 215H89V217H88ZM238 217H237V216ZM24 216H25V218H24ZM28 216V217H27ZM86 216H87V218H86ZM91 216V217H90ZM240 216V217H239ZM56 217V218H55ZM236 217L237 218H240V219H236ZM38 218V219H37ZM60 218H61V220H60ZM62 218H64V219H62ZM72 218H73V220H72ZM92 218V219H91ZM233 218V219H232ZM254 218V219H253ZM55 219V220H54ZM56 219H58V220H56ZM87 219V220H86ZM235 219V220H234ZM249 219H252V220H249ZM26 222H25V221ZM232 220V221H231ZM240 220V221H239ZM24 221V222H23ZM58 221V223L60 224V225H58V223H56ZM63 223V225H61V222ZM66 221V222H65ZM71 221V222H70ZM95 223H94V222ZM227 221V222H226ZM235 221V222H234ZM249 221V223L247 224V222ZM251 221V222H250ZM264 221V220H263ZM31 222V223H30ZM27 224V225H25V224ZM36 223V224H35ZM56 223V224H55ZM97 223V224H96ZM230 223V224H229ZM233 223H235L234 225H233ZM243 223H245V225L243 224ZM21 224V225H20ZM33 224V225H32ZM35 224V225H34ZM89 224V225H88ZM91 224H93V227H92V225ZM25 226V227H23V226ZM32 225V226H31ZM236 225V226H235ZM241 225V229L239 228V226ZM242 225H244L243 227H242ZM247 225V226H246ZM248 225H249V227H248ZM264 225V224H263ZM37 226V227H36ZM84 226V227H83ZM87 226V227H86ZM91 226V227H90ZM95 226H97V227H95ZM232 226H234V227H232ZM262 226V225H261ZM22 227V228H21ZM36 227V229H34ZM83 227V228H82ZM90 227V228H89ZM95 227V228H94ZM231 227V228H230ZM236 227V228H235ZM237 227H238V230H237ZM245 227V228H244ZM251 227V228H250ZM30 228H32V229H34V231H35V235L33 236L34 238H37V239H35L37 242H40V243H38V244H40V245H42L43 247H45V249L47 250V249H49V250H47V254H45L44 256L45 257H43V260L42 259H35L34 258V260H33V258L31 259V257H28V255H27V248H26V245H27V243L30 241V238H32V236L29 234V229ZM88 228H89V231H86V230H88ZM247 228H249V229H247ZM21 229H23V230H21ZM27 229V230H26ZM38 229V230H37ZM92 229V230H91ZM93 229H95V230H93ZM131 229V226L130 225H126V226H122L121 228H119V230H120V234H125L126 236H128L129 235V230ZM234 229H236L238 232H236V230H234ZM247 229V231L245 232V230ZM18 230V231H17ZM240 230H243L242 232L240 231ZM13 231H15V232H13ZM39 231L42 233H40L39 234ZM93 231V232H92ZM202 231H204V230H202ZM208 231V232H207ZM82 232V233H81ZM84 232V233H83ZM86 232V233H85ZM88 232H89V234H88ZM209 232H211V233H209ZM236 232V233H235ZM246 234H245V233ZM254 232H256V233H254ZM91 233V234H90ZM213 233H214V231H210V230H205V232H204V234H203V238H205V239H207L209 242L210 241H212L213 239ZM88 234V235H87ZM209 234V235H208ZM210 234H211V236H210ZM258 234V235H257ZM89 235H91V236H89ZM37 236V237H36ZM89 236V237H88ZM252 236V237H251ZM42 237V238H41ZM86 237V238H85ZM44 241H43V240ZM42 241H43V243H45V245L42 243ZM42 243V244H41ZM89 247H90V249H89ZM264 248V247H263ZM92 251V253H90L91 251ZM56 252V253H55ZM85 253H86V255H85ZM87 256V257H86ZM92 256V257H91ZM81 257V258H80ZM52 259H54V260H52ZM85 259V260H84ZM36 260V261H35ZM52 260V261H51ZM84 260V261H83ZM92 260V261H91ZM50 261V262H49ZM82 262V263H81ZM112 261H110V259L108 260V258L106 259V261H103L101 264H113V262L111 263ZM0 263H3V264H11L12 263V261L11 260H8V259H0ZM53 264V263H52Z\"/></svg>","mask_w":264,"mask_h":264}]
</instances>
